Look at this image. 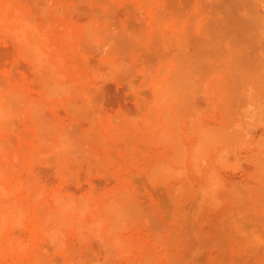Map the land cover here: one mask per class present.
Masks as SVG:
<instances>
[{
    "label": "rangeland",
    "instance_id": "obj_1",
    "mask_svg": "<svg viewBox=\"0 0 264 264\" xmlns=\"http://www.w3.org/2000/svg\"><path fill=\"white\" fill-rule=\"evenodd\" d=\"M0 264H264V0H0Z\"/></svg>",
    "mask_w": 264,
    "mask_h": 264
}]
</instances>
